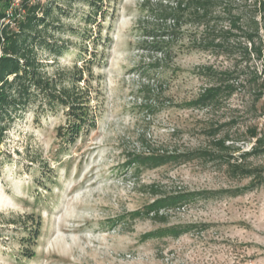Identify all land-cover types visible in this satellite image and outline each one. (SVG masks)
<instances>
[{
  "label": "rangeland",
  "instance_id": "rangeland-1",
  "mask_svg": "<svg viewBox=\"0 0 264 264\" xmlns=\"http://www.w3.org/2000/svg\"><path fill=\"white\" fill-rule=\"evenodd\" d=\"M228 1L234 14L258 10V0ZM57 2L58 25L47 38L65 51L35 54L48 78L73 88L76 113L36 95L9 121L0 140V264H264V185L154 212L165 196L232 189L249 178L202 157L154 169L133 162L214 150L208 130L224 122L233 123L220 135L228 130L233 139L245 138L247 126L264 128L253 85L214 110L185 105L205 86L206 67L234 69L240 80L261 70L240 57L244 39H234V55L191 47L187 35L200 27L150 18L173 0H102L93 10L90 0ZM157 41L167 43L161 52ZM250 145L233 141L232 155ZM245 164L264 166V154Z\"/></svg>",
  "mask_w": 264,
  "mask_h": 264
},
{
  "label": "trees",
  "instance_id": "trees-1",
  "mask_svg": "<svg viewBox=\"0 0 264 264\" xmlns=\"http://www.w3.org/2000/svg\"><path fill=\"white\" fill-rule=\"evenodd\" d=\"M66 1V0H63ZM174 7L150 10V18L163 23L172 22L178 27L192 25L200 27L199 32L190 33L188 40L191 47L216 55H234L236 46L234 39L243 38L245 46L240 49V57L249 61L251 57L258 61L260 71H252L250 75H234V69L214 70L206 67L204 72L208 80L199 91L196 98L186 103L191 108L217 109L224 100H228L240 87L253 85V103L260 102V108L264 106V0H258V10L244 14H234V8L228 0H173ZM102 0H90L91 9H101ZM61 6L57 0L41 2L39 0H0V140L6 131L8 123L16 117L18 112L28 108V103L36 95L41 96L50 107L58 104L68 108L67 114L74 115L72 110L76 107V94L73 88L61 86L55 80L48 78L42 70V65L36 59L35 50L38 47L49 49L53 57H58L64 51V44L51 41L47 33L55 30L58 20L55 12ZM97 11V10H96ZM259 19H256V15ZM151 35H182L176 31L148 30ZM167 43L155 42L152 46L161 52ZM239 79V81H238ZM79 115V114H78ZM264 115V112H263ZM68 117V118H72ZM80 121L81 117H77ZM74 123V122H73ZM233 122H224L208 130L213 139V149L195 150L184 153L164 154H139L133 162L137 167L157 168L168 164H180L197 157L226 163L234 177L249 178V182L241 187L227 190L187 192L178 195H168L160 198L152 205L154 212L162 206H175L191 201L198 197L227 193L230 196H238L247 190L256 189L264 185V166L245 164L248 158L264 154V128L257 125L247 126L243 139L251 141L247 151L237 156L232 153L239 152V148L233 146V141H243L242 138L234 139L225 130ZM76 127V124L74 123ZM77 126H79L77 124ZM219 135V136H218ZM226 142H231L227 143ZM234 160V162H231ZM243 160H245L243 162ZM162 218V217H161ZM159 218V219H161ZM204 227V225L192 226ZM174 231V230H173ZM177 234V232H173Z\"/></svg>",
  "mask_w": 264,
  "mask_h": 264
},
{
  "label": "built area",
  "instance_id": "built-area-1",
  "mask_svg": "<svg viewBox=\"0 0 264 264\" xmlns=\"http://www.w3.org/2000/svg\"><path fill=\"white\" fill-rule=\"evenodd\" d=\"M19 0H15V3H18Z\"/></svg>",
  "mask_w": 264,
  "mask_h": 264
}]
</instances>
